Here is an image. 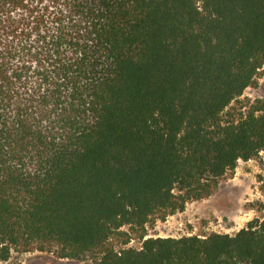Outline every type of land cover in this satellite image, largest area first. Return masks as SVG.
<instances>
[{
  "label": "trees",
  "instance_id": "1",
  "mask_svg": "<svg viewBox=\"0 0 264 264\" xmlns=\"http://www.w3.org/2000/svg\"><path fill=\"white\" fill-rule=\"evenodd\" d=\"M263 67L264 0H0V263L264 264V218L148 236L264 151Z\"/></svg>",
  "mask_w": 264,
  "mask_h": 264
},
{
  "label": "rangeland",
  "instance_id": "2",
  "mask_svg": "<svg viewBox=\"0 0 264 264\" xmlns=\"http://www.w3.org/2000/svg\"><path fill=\"white\" fill-rule=\"evenodd\" d=\"M258 99H264V67L256 78V84L249 86L239 97L245 104L233 101L235 116ZM264 152L249 160L240 159L237 167L220 180L216 191L209 197L188 202L182 212L167 216L165 220L155 219L148 224V236L205 235L213 231L234 234L247 226L253 219L264 218ZM127 229V228H125ZM142 239L134 236L127 244L115 243L116 250L122 247H141ZM0 264H84L71 258H58L49 251L13 250L11 257Z\"/></svg>",
  "mask_w": 264,
  "mask_h": 264
},
{
  "label": "built area",
  "instance_id": "3",
  "mask_svg": "<svg viewBox=\"0 0 264 264\" xmlns=\"http://www.w3.org/2000/svg\"><path fill=\"white\" fill-rule=\"evenodd\" d=\"M264 151L262 150L260 153H263Z\"/></svg>",
  "mask_w": 264,
  "mask_h": 264
}]
</instances>
